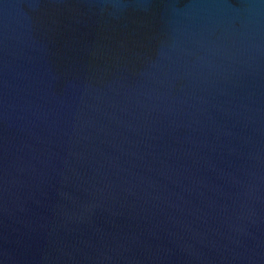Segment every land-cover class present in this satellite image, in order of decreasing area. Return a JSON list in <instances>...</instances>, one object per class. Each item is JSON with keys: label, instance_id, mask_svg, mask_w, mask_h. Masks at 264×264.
<instances>
[{"label": "water", "instance_id": "95a60500", "mask_svg": "<svg viewBox=\"0 0 264 264\" xmlns=\"http://www.w3.org/2000/svg\"><path fill=\"white\" fill-rule=\"evenodd\" d=\"M0 264H264V0H0Z\"/></svg>", "mask_w": 264, "mask_h": 264}]
</instances>
